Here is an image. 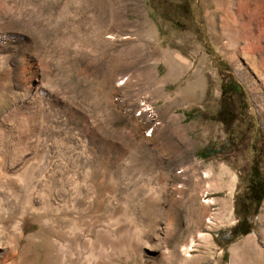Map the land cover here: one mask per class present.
Masks as SVG:
<instances>
[{"label": "rangeland", "instance_id": "1", "mask_svg": "<svg viewBox=\"0 0 264 264\" xmlns=\"http://www.w3.org/2000/svg\"><path fill=\"white\" fill-rule=\"evenodd\" d=\"M1 2L39 55L11 53L0 75V248L18 264H264V201L250 234L217 241L255 161L264 176V116L238 74L245 60L211 27L215 0L187 14L180 0ZM230 80L244 99L223 101Z\"/></svg>", "mask_w": 264, "mask_h": 264}, {"label": "bare ground", "instance_id": "2", "mask_svg": "<svg viewBox=\"0 0 264 264\" xmlns=\"http://www.w3.org/2000/svg\"><path fill=\"white\" fill-rule=\"evenodd\" d=\"M215 1L217 4L215 11L218 19L216 21L212 20L211 27L216 31L218 30L220 34L229 37V46L232 47V58H234L235 54H238V58L245 60L243 64L246 66L244 67L240 64V61L236 62L238 74L250 90L260 115L264 116V46L261 45L262 35L257 30L259 17H264V0ZM0 6L7 12L6 17L0 18V44L4 45L7 52V54L3 56L0 55V75L5 79L6 77L8 78L9 75L8 66H5L10 62L11 53L20 51L21 64L30 65L32 59L34 61V56L35 58L38 57L39 52L37 51L36 44L34 45L33 42L32 44L28 41L24 34L25 28H23V24L17 20V17L20 18L21 14H15V11L8 7L5 2H1ZM38 23L39 22L36 21L37 27L40 24ZM105 27V23L102 21V24L98 28L99 35L105 36ZM261 33L263 32L261 31ZM25 38L26 41L23 42ZM106 38L110 37L107 36ZM29 51L33 52L34 55H30ZM33 75L35 74L30 73L29 75H24L21 72L18 79L22 83H26L32 77L34 78ZM29 89V93L33 99L39 92V85H33L31 88L29 87ZM8 117L13 120L19 128L24 130L23 127L26 126L27 122V117L25 115L14 112ZM36 119L35 112V116H32V120L36 121ZM49 126H51V124ZM23 140L22 142H24ZM52 150L55 149L52 148ZM150 213L152 219H154L156 223L155 210L151 208ZM17 259L18 257L12 247L0 248V264H18Z\"/></svg>", "mask_w": 264, "mask_h": 264}, {"label": "trees", "instance_id": "3", "mask_svg": "<svg viewBox=\"0 0 264 264\" xmlns=\"http://www.w3.org/2000/svg\"><path fill=\"white\" fill-rule=\"evenodd\" d=\"M182 3L183 13H188V6L191 0H180ZM228 96H238L241 99L245 98V93L242 86L235 80L222 86L223 101ZM226 107L220 112V116L224 124L229 128L233 122V112L225 110ZM224 148H209L201 152V158L208 159L220 153H223ZM264 201V176L261 174L260 166L257 161L250 167V171L246 183V192L244 196L238 197L236 200L235 213L238 217L237 224L229 231H220L217 236L218 244L227 246L234 242L240 236H246L253 230V219L258 215L260 207Z\"/></svg>", "mask_w": 264, "mask_h": 264}]
</instances>
